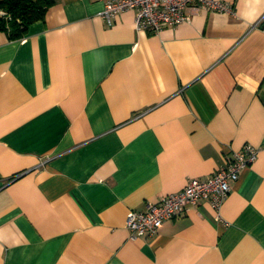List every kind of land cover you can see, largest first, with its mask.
Masks as SVG:
<instances>
[{
    "label": "crops",
    "instance_id": "crops-1",
    "mask_svg": "<svg viewBox=\"0 0 264 264\" xmlns=\"http://www.w3.org/2000/svg\"><path fill=\"white\" fill-rule=\"evenodd\" d=\"M157 34L105 0L0 29V264H264V0ZM244 144L223 201L131 236L125 216Z\"/></svg>",
    "mask_w": 264,
    "mask_h": 264
},
{
    "label": "built area",
    "instance_id": "built-area-1",
    "mask_svg": "<svg viewBox=\"0 0 264 264\" xmlns=\"http://www.w3.org/2000/svg\"><path fill=\"white\" fill-rule=\"evenodd\" d=\"M198 8L220 12L231 10L230 4L220 0H105L100 14L110 25L116 15L132 9L135 28L157 34L167 26L190 21L191 12ZM256 156L257 149L244 144L232 151L224 165L206 178L190 177L180 190L147 202L143 209L128 210L124 222L126 228L133 237L153 235L165 220L179 215L190 206H196L202 200L207 201L219 214L232 182Z\"/></svg>",
    "mask_w": 264,
    "mask_h": 264
},
{
    "label": "trees",
    "instance_id": "trees-1",
    "mask_svg": "<svg viewBox=\"0 0 264 264\" xmlns=\"http://www.w3.org/2000/svg\"><path fill=\"white\" fill-rule=\"evenodd\" d=\"M54 0H0V29L13 39L22 37L28 24L42 19Z\"/></svg>",
    "mask_w": 264,
    "mask_h": 264
}]
</instances>
